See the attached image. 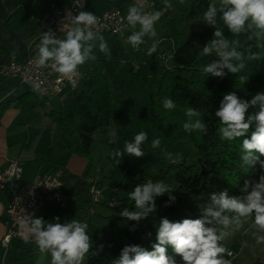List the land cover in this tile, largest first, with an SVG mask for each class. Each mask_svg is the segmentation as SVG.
<instances>
[{"label": "trees", "instance_id": "trees-1", "mask_svg": "<svg viewBox=\"0 0 264 264\" xmlns=\"http://www.w3.org/2000/svg\"><path fill=\"white\" fill-rule=\"evenodd\" d=\"M154 5L159 12L162 4L155 0ZM213 5L218 9L217 23L194 19L188 23L185 38L175 18L166 20L167 29L176 39L172 64L161 67L152 77L145 64H133L118 35L104 33L81 41L89 51L77 85L80 87L65 98L66 112L52 107L47 116L68 134L76 135L78 151L89 157L95 141L94 132L100 127L108 129L102 140L108 151L106 160L96 162L97 170L106 179L129 177L142 185L143 180L151 177L145 175L144 163L148 160L156 175L162 178L160 181L165 179L170 186L146 202V206L154 207L140 220L121 215L125 209L129 212L139 210L134 198L121 197L107 204L109 214L104 215L107 223L88 224L90 246L84 264H113L121 258L125 247L139 246L153 251V245L158 243L157 230L162 218L170 222L200 219L205 228L217 230L236 214L216 202L220 195L246 203L264 177V154L243 147V140L251 138L258 122L253 119L244 136L222 139L220 118L215 115L223 97L232 92L239 100L248 102L245 122L260 111L264 99L256 98L264 97V35L256 36L260 30L255 26L248 28L251 18L245 21L244 31L233 35L220 19V0H215ZM218 30L228 41L225 51L235 49L242 55V61L229 58L234 66L243 64L238 72L233 73L227 66L220 69L222 76L203 72L202 66L222 63L215 49L202 54L213 39L221 38L214 35ZM29 96L34 98V105L42 106L47 100L30 90L0 102V112L9 106H19ZM166 100H171L175 107L165 108ZM188 108L199 115H186ZM197 120L204 125L203 129L191 127ZM185 124L189 127L185 128ZM111 132L114 133L112 137ZM140 132L146 133L140 145L144 155L136 157L125 151V142H134L135 135ZM156 140L159 144L153 146ZM183 141L193 145L196 159L192 162H187L186 158L169 160L166 157L169 145ZM117 151L121 155H116ZM94 164L92 161L89 166ZM101 182L97 180L99 187ZM164 247L170 264H187L171 244ZM129 255L132 258L135 254Z\"/></svg>", "mask_w": 264, "mask_h": 264}, {"label": "crops", "instance_id": "crops-1", "mask_svg": "<svg viewBox=\"0 0 264 264\" xmlns=\"http://www.w3.org/2000/svg\"><path fill=\"white\" fill-rule=\"evenodd\" d=\"M70 1L0 0V69L2 64L11 59L39 57V46L43 37L38 33V18L49 9L50 5L55 4V6L62 7ZM154 1L89 0L83 12L99 13L117 7L127 17L129 9L136 7L141 15L144 13L152 15L157 12ZM159 2L162 4L159 11L161 18L153 23L155 35L146 33L141 37L142 43L133 46L128 37L141 31L139 23L135 26L130 24L119 35L133 64L135 66L145 64L151 77L161 67H169L172 64V52L176 46V39L167 29L166 20L175 18L178 28L183 33L181 25L185 18L184 13H187L189 9L188 0H183V3L181 0H159ZM203 2H206L207 6H214L212 0H203ZM183 7L186 8L185 11ZM153 44H156L157 50L149 56L147 53ZM53 47L58 46L49 45L50 50ZM78 67L84 70V63ZM79 87L80 85L77 91ZM27 91L30 89L20 84L16 77L4 76L0 71V102L14 99ZM67 95L65 94L63 99L56 98L58 101L65 102ZM30 98L32 97L29 96L17 107L9 106L0 112V167L6 166L9 159L17 160L22 168L20 179L24 182L32 181L38 174L52 167L60 168L59 178L67 200L63 208H58L49 202L44 203L26 223L23 236L12 239L8 246H3L2 238L8 227V218L5 213L8 194L0 190V264H51L47 255L51 252H41L37 242L29 239L33 219H41L42 231L47 229L48 223L65 224L73 219L85 221L87 225L89 223L99 224L106 215V205L116 200L112 194L105 193L104 182H101L99 202H90L92 196L88 192L87 178L89 175L97 176L91 173V169L95 168L96 172L98 164L95 162L90 167V163L94 160L91 156L78 151L79 142L73 139L75 136L68 134L63 127L51 121L47 116L48 110L55 105L52 106L50 98L42 106L34 105V98ZM105 132L107 135V128ZM113 135L114 133L111 132L110 136ZM118 181L107 179L106 183L110 185V182H113L116 190L119 186ZM91 206L93 212L90 214ZM56 217H59V221L55 219ZM86 229H89L88 226Z\"/></svg>", "mask_w": 264, "mask_h": 264}, {"label": "clouds", "instance_id": "clouds-1", "mask_svg": "<svg viewBox=\"0 0 264 264\" xmlns=\"http://www.w3.org/2000/svg\"><path fill=\"white\" fill-rule=\"evenodd\" d=\"M183 3V0H181ZM215 3V0H213ZM217 7L209 6L204 14V19L209 23H217L213 17L217 14ZM219 11L222 13L220 19L224 22L227 28L233 35L239 34L245 30V21L251 18V23L248 28L253 26L259 29L260 32L255 33L256 36L264 35V0H220ZM161 13L155 12L152 15H141L136 7L129 9L127 16L128 22L135 26L137 23L141 25V31L128 37L133 46H138L142 43L141 37L150 33L155 35L153 23L160 18ZM76 23L82 24L85 27L95 23V17L92 13L81 12L76 17ZM215 37H221V32H215ZM92 37V32H87L76 27L74 30L67 32L66 40H54L45 34L39 46V64L44 65L48 60H54L58 66L57 71L61 74H70L78 65L84 63L88 55V48H84L82 52L81 41L89 40ZM251 39V37H249ZM238 43V41L236 42ZM58 45L49 49V45ZM101 50L104 45H100ZM228 48V41L224 38L213 39L210 45L205 46L202 54H208L212 49L222 57V63H211L202 66L204 73H213L217 76H222L220 69L227 66L233 73L238 72L243 64L233 65L229 63V58H235L242 61L241 53L235 51H225ZM156 44H153L148 55L151 56L155 52ZM243 79V78H242ZM256 99H264L257 96ZM255 103V100L252 101ZM248 102L239 100L232 92L223 97L220 108L215 115L220 118L221 127L219 131L222 133V139H233L234 137L244 136L249 130L250 123L255 119L258 124L256 131L252 132L250 139L243 140V147L249 150L257 149L264 154V104L261 105L260 111L254 116L248 118L245 122V110L248 107ZM165 108H173L175 105L171 100H166ZM188 116H198L199 114L192 108L186 110ZM185 128L189 125L185 124ZM194 128L203 129L204 125L199 120L196 121ZM146 139V133L140 132L135 135L134 142H125V151L129 154H134L136 157H142L144 152L141 150V143ZM159 144V140L153 141V146ZM116 155H121L116 152ZM119 163V161H117ZM169 185L163 182L152 184L151 182L137 186L133 192L129 193L131 198L135 199L136 206L139 209L135 212H129L126 209L121 213L124 217L133 220H140L142 216L147 215L152 210L154 205L146 206V202L152 199V193L162 194ZM264 177H261V183L257 185L248 197L247 202H240L238 199L225 198L221 194L216 200L223 208L234 210L238 216H248L255 211V224L264 230ZM172 199H175L172 197ZM59 221V217L55 218ZM225 220V224H227ZM239 223V220H237ZM42 221L40 218L32 220L31 232L36 235L37 245L41 252H51V264H81L84 254L89 249V237L85 234L87 223H82L80 220L73 219L70 223L61 224L48 223L46 230H41ZM223 239V234L218 236L216 230L205 228L200 219H184L182 222H170L167 218L160 220L157 230L158 243L153 245V251H147L139 246L125 247L122 256L113 264H170L166 256L164 245L171 244L175 252L182 254V258L187 264H230V261L219 257L218 254L228 251V255L232 256V252L228 249L218 246L217 241ZM264 242V237H259L257 243ZM130 253L135 255L130 258ZM174 264V262H172Z\"/></svg>", "mask_w": 264, "mask_h": 264}, {"label": "built area", "instance_id": "built-area-1", "mask_svg": "<svg viewBox=\"0 0 264 264\" xmlns=\"http://www.w3.org/2000/svg\"><path fill=\"white\" fill-rule=\"evenodd\" d=\"M89 0H71L67 5L59 7L50 5L49 9L43 12L38 18V33L43 37L48 34L54 40H66L67 32L80 27L92 36L104 33L121 35L123 30L130 26L122 11L114 7L110 10L92 13L95 23L85 27L76 23V17L83 12ZM142 15H148L144 13ZM58 46V45H55ZM54 60H48L44 65L39 64V57L28 56L22 60L11 59L1 66V73L4 76L16 77L20 84L27 86L30 90L41 96L63 99L79 84L82 78V70L77 66L73 73L61 74L57 69ZM22 168L15 159H9L6 166L0 167V190L8 194L5 206L8 227L2 238L3 246H8L12 239L21 238L28 220L36 214L39 208L46 202L52 203L58 208L66 204L67 195L63 190L60 181V168L52 167L36 176L30 182L20 179ZM89 193L92 196L91 202H99L100 187L97 185L96 177L89 175ZM93 212L92 206L89 209ZM86 223L85 221H81ZM86 229V228H85ZM30 241H36V235L31 232Z\"/></svg>", "mask_w": 264, "mask_h": 264}, {"label": "rangeland", "instance_id": "rangeland-1", "mask_svg": "<svg viewBox=\"0 0 264 264\" xmlns=\"http://www.w3.org/2000/svg\"><path fill=\"white\" fill-rule=\"evenodd\" d=\"M206 2H203V0H188V11L187 13H184V20L181 25V30L183 31L182 35L185 38L188 31V23L191 21V19H202L205 20L204 14L207 12L209 6L206 5ZM184 11L186 10L185 7H183ZM197 12H200V14H196ZM214 20L218 21V16L216 14L215 17H213ZM207 21V20H205ZM216 24V23H215ZM84 50V47H82V51ZM32 97V96H30ZM30 99H33L30 98ZM29 99V100H30ZM50 100H52L51 104H55L54 106L58 109L62 110L63 112H66V104L63 101H58L56 97H51ZM29 104V103H27ZM53 106V107H54ZM106 127L99 128L95 134H94V143L90 149V156L93 158L94 162L101 161V163L105 162L106 160V154L108 151L104 147L102 140L106 137ZM73 138L78 142V137L74 135ZM166 157L170 159H174L177 161L182 160L183 158H186L187 162H192L195 157H197L195 148L192 144L187 142H181L180 144L176 145H169L167 148ZM144 169H145V175L151 176L148 177L149 180H143L142 185L136 184L130 180L129 177L119 180L118 181V188L114 187V183L110 182V185L106 183L107 179L99 173V171L96 168L91 169V173L97 175L96 179L101 180L104 182V189L105 193L112 194L116 200L121 197H129V193L133 192L137 186H143L149 182L152 184L163 182L166 184L165 179L160 181V176L156 175L154 169L151 166V163L147 160L144 163ZM106 172H104L105 174ZM158 176V177H157ZM106 183V184H105ZM89 192V189H88ZM91 195V194H90ZM161 194L152 193V198L155 199L157 196ZM262 199H264V193L261 194ZM91 202V201H90ZM106 215L109 214V210L106 207L105 208ZM237 220H239V223H237ZM227 224H222L217 230L216 234L220 236L223 234V239H219L217 241L218 246H222L229 251L232 252V256L228 255V251H225L223 253L218 254L219 257H223V259L230 261V264H256V262H260L264 264V242L257 243V240L259 237H264V230H261L256 224H255V211L253 210V213L248 216H238L236 213L232 217H230L227 220ZM107 220L105 219V216L100 220L99 224H106ZM85 234L89 237V232L87 229H85ZM90 246V242H89ZM87 253V252H86ZM86 253L84 254V257L81 261V264L85 263L86 260ZM49 263H51V253L47 254Z\"/></svg>", "mask_w": 264, "mask_h": 264}]
</instances>
